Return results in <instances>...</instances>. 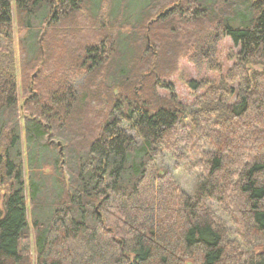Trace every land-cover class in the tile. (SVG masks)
Returning a JSON list of instances; mask_svg holds the SVG:
<instances>
[{
  "label": "trees",
  "instance_id": "obj_1",
  "mask_svg": "<svg viewBox=\"0 0 264 264\" xmlns=\"http://www.w3.org/2000/svg\"><path fill=\"white\" fill-rule=\"evenodd\" d=\"M12 4L28 40L30 228ZM222 38L237 52L217 84L190 106L156 94L180 59L212 66ZM160 154L196 173L191 194L155 166ZM4 187L0 264H31L30 232L34 264H264V0H0Z\"/></svg>",
  "mask_w": 264,
  "mask_h": 264
},
{
  "label": "rangeland",
  "instance_id": "obj_2",
  "mask_svg": "<svg viewBox=\"0 0 264 264\" xmlns=\"http://www.w3.org/2000/svg\"><path fill=\"white\" fill-rule=\"evenodd\" d=\"M13 4H12V50L14 54V66H15V83H16V100H17V108H18V127H19V147L21 152V170H22V178L24 182V198L26 205V219L29 228L31 227L30 222V208L28 201V190H27V169H26V159H25V145H24V129H23V121L27 117L22 111V106L25 102V93L22 88V84L20 81L19 74V40L23 43V45H27L28 40L24 43V34L19 33L16 28L14 12H13ZM105 14V11H104ZM35 25V24H34ZM126 31V30H125ZM43 36L40 37L41 41ZM26 47V46H25ZM237 52V49L233 47L232 43L228 38H222L217 44L215 55L213 57L212 66L209 65H197L191 62L187 58H182L177 63L176 71L167 78L164 82L166 84H170L172 87L171 91H168L166 88L157 87L155 89L156 94L159 97L170 98L171 95L174 96L175 100L179 102L182 106H190L195 98L210 85L217 84L222 78V75L226 72V70L233 63L232 55ZM35 74L31 76V80L34 78ZM193 81L196 83H202L201 89L198 91L190 90L188 86V82ZM81 80L77 79L74 81V86H80ZM20 110V111H19ZM123 127L126 129L129 136L134 137V132L127 129V125L123 123ZM47 141H49L50 146H57V141L55 139H51V135L47 137ZM155 166L158 167L161 171H168L171 173L174 180L177 182L179 187L187 194H191L194 190L196 184L197 175L195 172L189 170L188 167L183 165L175 166V163L172 161L170 157L166 154H160L155 158ZM47 171V170H46ZM6 188L0 189V200L3 198L5 194ZM211 208L217 218L223 223L229 230H231V226L226 220V218L219 211L218 207L214 204H211ZM30 245V260L31 264H34L35 261V251L33 244V235L30 232L29 238Z\"/></svg>",
  "mask_w": 264,
  "mask_h": 264
},
{
  "label": "water",
  "instance_id": "obj_3",
  "mask_svg": "<svg viewBox=\"0 0 264 264\" xmlns=\"http://www.w3.org/2000/svg\"><path fill=\"white\" fill-rule=\"evenodd\" d=\"M57 145H58V144H57ZM59 151H61V149H60Z\"/></svg>",
  "mask_w": 264,
  "mask_h": 264
}]
</instances>
